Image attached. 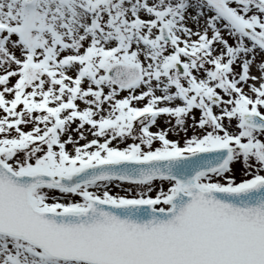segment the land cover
<instances>
[{"label": "snow or ice", "instance_id": "1", "mask_svg": "<svg viewBox=\"0 0 264 264\" xmlns=\"http://www.w3.org/2000/svg\"><path fill=\"white\" fill-rule=\"evenodd\" d=\"M0 264H264V0H0Z\"/></svg>", "mask_w": 264, "mask_h": 264}]
</instances>
